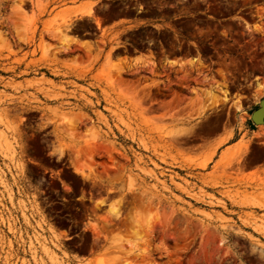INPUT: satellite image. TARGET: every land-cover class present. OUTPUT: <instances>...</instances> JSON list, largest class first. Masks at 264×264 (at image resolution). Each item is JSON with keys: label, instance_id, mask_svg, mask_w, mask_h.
<instances>
[{"label": "rangeland", "instance_id": "obj_1", "mask_svg": "<svg viewBox=\"0 0 264 264\" xmlns=\"http://www.w3.org/2000/svg\"><path fill=\"white\" fill-rule=\"evenodd\" d=\"M54 1L0 0L5 264H264V0Z\"/></svg>", "mask_w": 264, "mask_h": 264}, {"label": "crops", "instance_id": "obj_2", "mask_svg": "<svg viewBox=\"0 0 264 264\" xmlns=\"http://www.w3.org/2000/svg\"><path fill=\"white\" fill-rule=\"evenodd\" d=\"M94 23H96L95 20H94ZM139 25H141V24H139V22L136 18H130V19H116V20L107 21L106 23H104L103 26H101V27L96 26V28L99 29L100 33L105 31L107 34H111L117 30H121V28L130 29V28H133L135 26L137 27ZM166 56L168 57L167 60L170 63H172L171 60L175 61L173 59L183 60L182 57H180L178 55L176 56V55H173L170 53L166 54ZM130 58H131L132 62L152 61L153 60V57L149 53L141 52V51H137L134 55L130 56ZM156 59H158V58H156ZM255 82H256V80H255ZM263 127H264V125H263ZM262 130L264 131V128H262ZM252 137L254 138V141L256 143L264 145V136H257L254 134V135H252ZM237 142H238L237 140H232V141L225 144V148L232 146V145L236 144ZM246 171L248 173H255V174L264 173V160H262L260 162H252V163L247 164Z\"/></svg>", "mask_w": 264, "mask_h": 264}, {"label": "water", "instance_id": "obj_3", "mask_svg": "<svg viewBox=\"0 0 264 264\" xmlns=\"http://www.w3.org/2000/svg\"><path fill=\"white\" fill-rule=\"evenodd\" d=\"M251 119L255 124L264 123V99L261 100L260 106L252 112Z\"/></svg>", "mask_w": 264, "mask_h": 264}, {"label": "built area", "instance_id": "obj_4", "mask_svg": "<svg viewBox=\"0 0 264 264\" xmlns=\"http://www.w3.org/2000/svg\"><path fill=\"white\" fill-rule=\"evenodd\" d=\"M11 249L15 250L16 248L14 246L10 247L7 244L0 246V264H5L8 254L13 252ZM13 260H15V258H13Z\"/></svg>", "mask_w": 264, "mask_h": 264}, {"label": "bare ground", "instance_id": "obj_5", "mask_svg": "<svg viewBox=\"0 0 264 264\" xmlns=\"http://www.w3.org/2000/svg\"><path fill=\"white\" fill-rule=\"evenodd\" d=\"M76 12H77V11H76ZM76 12H75V13H76ZM77 13H79V14H81V15H82V14L92 15V10H91L90 8L82 9V10L79 9V11H78ZM79 14H78V15H79ZM96 23H97L98 26L101 25V20H100L98 17L96 18Z\"/></svg>", "mask_w": 264, "mask_h": 264}, {"label": "trees", "instance_id": "obj_6", "mask_svg": "<svg viewBox=\"0 0 264 264\" xmlns=\"http://www.w3.org/2000/svg\"><path fill=\"white\" fill-rule=\"evenodd\" d=\"M257 108H258V107H257ZM257 108H256V109H257ZM251 123L253 124V122H252V121H251ZM253 125H254V124H253ZM253 129H255V127H254V126H253Z\"/></svg>", "mask_w": 264, "mask_h": 264}]
</instances>
